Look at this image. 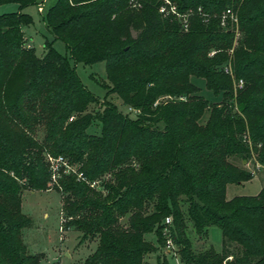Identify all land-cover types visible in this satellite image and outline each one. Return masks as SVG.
Returning a JSON list of instances; mask_svg holds the SVG:
<instances>
[{
  "label": "trees",
  "instance_id": "1",
  "mask_svg": "<svg viewBox=\"0 0 264 264\" xmlns=\"http://www.w3.org/2000/svg\"><path fill=\"white\" fill-rule=\"evenodd\" d=\"M2 1L23 7L39 0ZM173 1L181 9L202 8L189 30L159 13L161 0H144L138 10L130 0H57L46 21L70 59L48 40L43 56L27 44L22 27L33 22L31 15H0V264H43L22 239L30 225L22 202L24 190L48 188L45 153L78 163L88 180L113 175L103 193L72 175L60 180L64 215L77 218L68 225L83 239L98 237L85 264H145L155 249L146 234L164 241L173 225L185 264H264V185L255 195L227 198L229 184L254 177L233 158L253 157L264 166V0ZM230 6L246 32L232 60L245 82L237 93L225 70L234 34L221 26ZM71 59L105 61L108 93L138 117L109 99L90 111L100 99ZM192 78L205 80L221 103L200 95ZM94 120L102 124L100 134L88 132ZM187 218L203 237L220 228L222 250L196 253Z\"/></svg>",
  "mask_w": 264,
  "mask_h": 264
},
{
  "label": "rangeland",
  "instance_id": "2",
  "mask_svg": "<svg viewBox=\"0 0 264 264\" xmlns=\"http://www.w3.org/2000/svg\"><path fill=\"white\" fill-rule=\"evenodd\" d=\"M56 1L57 0H39L38 3H32L21 7L17 2L0 0V15L18 11L31 15L33 22L29 25H23L22 30L26 41L35 48L36 53L39 56H43L46 53L45 42L48 40L59 53L70 59V53L65 42L60 39H54L46 21L49 8L54 5ZM143 1L144 0H130L129 7L133 10H138ZM160 4L161 7H165L166 5L168 9L163 12L162 8H159V13L164 14V17L173 15L174 20H177L184 30L190 29L193 17L196 16L197 12L201 14L200 9H202L201 7L198 9L195 7L181 9L173 0H161ZM171 7L176 13L173 11L168 13ZM229 9L231 10L230 12H228ZM202 16L210 18L208 13ZM223 17H225V23L222 20ZM221 26L223 30L230 29L234 34L233 45L229 50V62L226 64L225 70L230 74L234 91L237 93L239 89L243 88L245 82L242 79L238 80L236 78L232 60L235 50L246 37V32L242 30L240 25L238 10L233 6L228 7L221 15ZM213 54L214 52L210 53V55ZM70 62L76 68L84 85L100 99V101L89 107L90 111L96 113L98 110H102L104 101L109 99L114 102L123 113L129 114L133 118L138 117V110L124 105L123 100L117 94L108 93L110 82L107 77L105 61L84 64L75 63L71 59ZM192 80L200 87L199 94L208 99L210 103H221L222 95H215L209 90L206 87L205 80L198 78H192ZM169 98L172 100L178 99L175 96ZM209 115L210 110L208 109L201 119V122H206ZM160 126L162 127L163 123H161ZM101 128L102 124L94 120L93 124L88 128V132L100 134ZM38 135L41 138L43 136V131L41 130ZM58 157H63L66 165H63V170L60 175L54 178L51 171V164ZM45 161L48 165V172L50 174L48 188L45 190L26 189L23 192L22 211L28 217L30 225L22 229V239L29 253L39 254L43 257V264H60V262H54L55 256L60 257L62 264H85L87 257L95 251L98 245V237L83 239V233L78 230L74 224L71 223L68 225L70 221L74 222L77 218L75 216L66 217L64 215L63 207L65 204V197L62 193L60 180L63 175H72L76 177L77 181L85 182L91 189L103 193L106 192L105 183L111 180L113 175L108 173L94 180H88L80 169L81 166L78 163H72L63 155L45 153ZM233 161L241 166H245L254 174V177L241 184H229L227 198L230 199L236 195L257 194L264 185V166L261 164L258 166L257 161L253 157L249 159V162L246 160L241 161L240 158H233ZM170 217L172 218V223L168 224V228L173 225L174 220L172 216ZM124 221H126V218L123 219V222ZM187 224V235L191 239L193 250L196 253L204 251L211 246L217 251L222 250V231L220 228L211 227L208 235L203 237L194 230L189 218H187ZM175 231L176 227L173 225L172 231L169 230L168 232H164V241H161L155 232L146 234L145 237L153 244L155 249L145 255V264H158L159 262L163 264L167 262L169 264H185L181 261L178 253V246L173 238V233ZM216 232L218 235H216ZM231 249L235 251L234 247ZM232 258L233 256L228 257V259ZM228 259H226V261Z\"/></svg>",
  "mask_w": 264,
  "mask_h": 264
},
{
  "label": "built area",
  "instance_id": "3",
  "mask_svg": "<svg viewBox=\"0 0 264 264\" xmlns=\"http://www.w3.org/2000/svg\"><path fill=\"white\" fill-rule=\"evenodd\" d=\"M162 8V11L163 12H165V11H167V6L165 5V7H161ZM174 12V13H176V11L175 10H173L172 9V7H171V9L170 10H168V13L169 12ZM231 10L229 9V11L228 12H230ZM223 22L225 23V17H223ZM65 159L63 158V157H58V158H56L53 162H52V164H51V171H52V174H53V177L54 178H56L58 175H60V173H61V171L63 170V165H66V162L64 161ZM257 164H258V166H260V163H258L257 162ZM165 223L166 224H170V223H172V218L170 217V216H168L167 218H166V220H165Z\"/></svg>",
  "mask_w": 264,
  "mask_h": 264
},
{
  "label": "crops",
  "instance_id": "4",
  "mask_svg": "<svg viewBox=\"0 0 264 264\" xmlns=\"http://www.w3.org/2000/svg\"><path fill=\"white\" fill-rule=\"evenodd\" d=\"M27 44L30 45L28 42H27ZM217 232H218V231H217ZM217 232H216V235H218ZM211 233H212V231H211ZM214 233H215V232H214ZM218 238H219V237H218ZM56 261H57V262H60V264H62L61 259H60V257H58V256H55V257H54V262H56Z\"/></svg>",
  "mask_w": 264,
  "mask_h": 264
}]
</instances>
